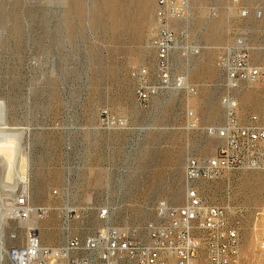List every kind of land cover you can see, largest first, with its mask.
Here are the masks:
<instances>
[{"label": "rangeland", "instance_id": "1", "mask_svg": "<svg viewBox=\"0 0 264 264\" xmlns=\"http://www.w3.org/2000/svg\"><path fill=\"white\" fill-rule=\"evenodd\" d=\"M185 1V18L170 28L179 48L199 54L173 52L169 78L181 88L142 104L143 80L159 85L158 0H0V112L10 142L0 151V202L25 179L32 205L48 211L37 222L44 244L107 227L145 240L161 202L184 205L187 160L223 146L206 132L225 120L220 59L244 50L264 66V0ZM232 94L242 123L256 116L264 125V82ZM195 188L204 203L231 210L240 264H264V168ZM195 261L208 264L203 250Z\"/></svg>", "mask_w": 264, "mask_h": 264}, {"label": "built area", "instance_id": "2", "mask_svg": "<svg viewBox=\"0 0 264 264\" xmlns=\"http://www.w3.org/2000/svg\"><path fill=\"white\" fill-rule=\"evenodd\" d=\"M187 10L185 0H158V29L152 45L157 52L159 85L149 86L143 80L137 91L142 104L161 89L181 88L180 81L171 86L169 78L173 52L182 49L188 55L199 54V50L183 44L179 48L180 41L170 28V22L183 20ZM219 65L227 88L221 101L225 120L220 127L206 132L221 140L223 146L212 157L187 160L182 207L161 202L157 222L147 226L145 240L107 227L85 238L68 236L59 245H46L37 222L44 220L48 211L32 205L24 179L13 199L6 205L0 202V264H193L202 250L208 264H240L239 230L228 223L231 210L204 203L195 184L200 180L216 181L235 171L264 168V125L256 116L242 123L232 94L242 84L264 82V66L252 65L244 50L227 51ZM189 117L193 118V114ZM113 121L108 119L107 125ZM107 215L105 210L100 217L105 219ZM16 230L22 232V239Z\"/></svg>", "mask_w": 264, "mask_h": 264}, {"label": "bare ground", "instance_id": "3", "mask_svg": "<svg viewBox=\"0 0 264 264\" xmlns=\"http://www.w3.org/2000/svg\"><path fill=\"white\" fill-rule=\"evenodd\" d=\"M0 117H1V121H0V128H1V130L3 131L1 134H0V151L1 150H4V149H6L7 147H8V144L10 143L9 142V135H7L4 131L5 130H7L9 127L7 126V123L5 122V117H4V112H0ZM114 121L110 124V125H112V126H115L116 125V122H115V119H113ZM10 131V130H9ZM8 131V132H9ZM10 133V132H9ZM11 133H13V132H11ZM13 136H14V134H13ZM13 138V137H12ZM13 143V142H12ZM15 143V142H14ZM9 150H11V149H9ZM13 150H15V148L13 149ZM14 152V151H13ZM8 153V152H7ZM2 154V153H1ZM4 155H5V153H4ZM11 157V156H10ZM10 157H9V159H10ZM15 161V160H14ZM7 165V164H6ZM13 165V164H12ZM11 166V165H10ZM8 167V166H7ZM4 169V168H3ZM8 169V168H7ZM2 170V169H1ZM1 185V184H0ZM10 189V188H8V186L6 187V186H2V189ZM16 188V187H15ZM15 188H13V189H10L9 191L10 192H12L13 190H15ZM2 199V198H1ZM13 199V198H12ZM194 264V263H193Z\"/></svg>", "mask_w": 264, "mask_h": 264}]
</instances>
